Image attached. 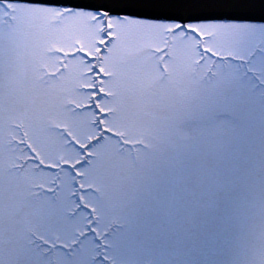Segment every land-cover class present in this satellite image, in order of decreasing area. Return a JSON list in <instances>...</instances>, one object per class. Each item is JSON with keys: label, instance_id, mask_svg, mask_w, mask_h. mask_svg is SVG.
Returning a JSON list of instances; mask_svg holds the SVG:
<instances>
[{"label": "snow or ice", "instance_id": "6c2138e0", "mask_svg": "<svg viewBox=\"0 0 264 264\" xmlns=\"http://www.w3.org/2000/svg\"><path fill=\"white\" fill-rule=\"evenodd\" d=\"M0 264H264V0H0Z\"/></svg>", "mask_w": 264, "mask_h": 264}]
</instances>
